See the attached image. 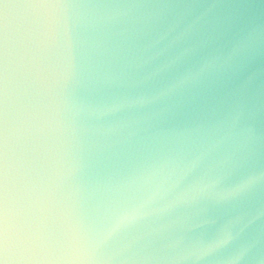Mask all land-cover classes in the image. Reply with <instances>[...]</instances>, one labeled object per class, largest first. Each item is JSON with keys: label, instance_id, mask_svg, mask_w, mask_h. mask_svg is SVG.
Listing matches in <instances>:
<instances>
[{"label": "clouds", "instance_id": "clouds-1", "mask_svg": "<svg viewBox=\"0 0 264 264\" xmlns=\"http://www.w3.org/2000/svg\"><path fill=\"white\" fill-rule=\"evenodd\" d=\"M0 264H264V0H0Z\"/></svg>", "mask_w": 264, "mask_h": 264}]
</instances>
